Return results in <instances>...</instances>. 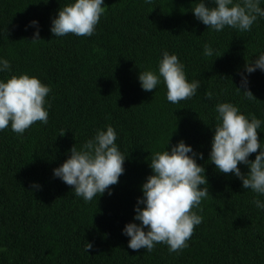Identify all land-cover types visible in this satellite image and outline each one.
I'll use <instances>...</instances> for the list:
<instances>
[{"label": "trees", "instance_id": "obj_1", "mask_svg": "<svg viewBox=\"0 0 264 264\" xmlns=\"http://www.w3.org/2000/svg\"><path fill=\"white\" fill-rule=\"evenodd\" d=\"M199 2L104 0L106 11L92 36L54 37L52 19L74 0H0V58L11 64L0 80L27 74L51 88L47 125L36 122L22 136L10 127L0 131V264H264V209L252 202L264 203V195L243 189L234 174L220 173L209 162L219 103L259 119L264 146V71L244 69L264 53V17L250 31L226 26L217 32L195 18ZM37 30L41 40L32 42ZM205 44L214 50L210 57L203 55ZM164 51L178 56L188 82H200L196 94L179 104L167 101L162 78L151 92L138 79L140 71L158 73ZM241 72L256 99L237 91ZM109 125L126 157L125 171L111 195L106 191L85 202L53 169L73 145L80 150ZM181 140L203 154L195 159L205 169L210 195L202 211L193 209L202 223L178 253L165 244L150 253L133 251L123 229L140 223L135 207L153 174L151 154L170 151ZM87 242L93 244L89 253Z\"/></svg>", "mask_w": 264, "mask_h": 264}, {"label": "clouds", "instance_id": "obj_2", "mask_svg": "<svg viewBox=\"0 0 264 264\" xmlns=\"http://www.w3.org/2000/svg\"><path fill=\"white\" fill-rule=\"evenodd\" d=\"M145 3L152 4L153 0H145ZM105 11L104 0H74V3L59 8L52 19L50 31L54 37L69 34L90 37ZM192 12L207 29L217 32L226 26L241 32L250 31L257 18L264 17L261 0H200ZM30 24L37 25V21L33 20ZM39 40L37 30L31 41ZM203 49L205 57L213 55L214 50L209 44H205ZM244 69L249 74L257 69L264 71V53L252 63H245ZM10 70V62L0 58V73ZM239 74L241 87H236L237 91L243 88L246 99H256L248 90L249 81L245 73ZM161 78L166 87V99L172 104L191 99L200 87L198 80L188 82L178 56L170 55L167 51L162 53L158 62V73L140 71L138 76L141 88L146 92L156 89ZM50 91L49 86L27 74L12 75L6 82L0 80V131L10 127L12 132L22 136L36 122L47 125L49 113L45 104ZM205 96L212 99L211 92ZM215 111L217 123L209 162L220 173L234 174L242 181L243 189L264 195V146L258 135L261 121L254 115L249 120L237 106L227 102L217 104ZM65 132L62 131L60 136ZM116 139L117 134L110 125L106 131L97 130L80 150L72 146L70 156L53 169L54 177L70 186L74 194L85 202L106 191L111 195V186L119 182V177L125 171L123 165L126 157L118 149ZM257 152L255 159L249 160V156ZM197 156L203 159L202 153H196L183 140L171 146L170 151L151 154L149 166L153 174L143 183V196L138 198L135 207L134 220L140 223H128L123 229V234L130 237V249H145L150 253L156 244H165L169 252L178 253L188 247L187 241L203 220L193 209L202 211L201 202L210 195L206 187L205 169L196 162ZM240 164L248 166L247 174L241 172ZM202 185L205 187L201 188ZM32 187L38 188L39 185L33 184ZM252 202L257 208L264 209V203L259 199L254 198ZM92 248L93 244L87 242L85 251L89 253Z\"/></svg>", "mask_w": 264, "mask_h": 264}]
</instances>
